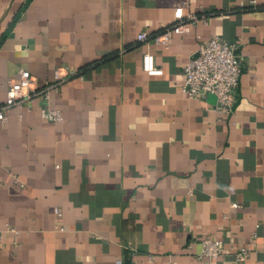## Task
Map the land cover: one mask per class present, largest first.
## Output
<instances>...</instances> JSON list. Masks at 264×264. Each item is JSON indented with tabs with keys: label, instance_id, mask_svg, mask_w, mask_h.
Masks as SVG:
<instances>
[{
	"label": "crops",
	"instance_id": "1",
	"mask_svg": "<svg viewBox=\"0 0 264 264\" xmlns=\"http://www.w3.org/2000/svg\"><path fill=\"white\" fill-rule=\"evenodd\" d=\"M251 1L0 0V102L22 68L39 86L75 70L0 122V264H235L241 245L264 264V0ZM177 7L189 32L137 40ZM214 36L238 44L225 115L181 91ZM201 237L222 241L218 257L200 256Z\"/></svg>",
	"mask_w": 264,
	"mask_h": 264
},
{
	"label": "built area",
	"instance_id": "2",
	"mask_svg": "<svg viewBox=\"0 0 264 264\" xmlns=\"http://www.w3.org/2000/svg\"><path fill=\"white\" fill-rule=\"evenodd\" d=\"M254 4L255 1L250 2ZM174 17L177 22L170 29H166L159 34L150 36L146 32L137 33L138 41H145L149 38L155 44L167 46L170 42L171 33L178 34L189 32L190 21L182 20V7L174 9ZM236 42H230L220 36H214L201 42L197 48V54L188 58L183 64L184 81L181 91L190 97H203L206 94H213L216 97L215 110L222 115L229 114L232 109L235 89L238 85L241 73L240 60L235 50ZM142 68L150 76H160L162 68L157 66L152 53L146 52L142 57ZM75 70H58L56 76L51 81H45L42 86L36 84L34 77L27 69H20L16 80L10 79L6 96L0 102V122L7 120V112L13 106H22L35 96H40L45 102L49 100L51 91H58L62 79L74 74ZM41 117L62 121L63 116L60 110L50 106L39 109ZM237 203H232V207H237ZM56 214L59 215L56 209ZM255 237V233L252 234ZM200 256L210 260L218 257L222 250V241L214 237L199 238ZM249 256V248L241 245L233 250V260L235 264H244Z\"/></svg>",
	"mask_w": 264,
	"mask_h": 264
}]
</instances>
